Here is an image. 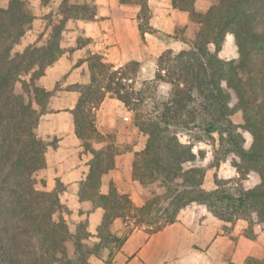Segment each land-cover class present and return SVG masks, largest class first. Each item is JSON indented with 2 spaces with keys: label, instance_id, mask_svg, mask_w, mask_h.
<instances>
[{
  "label": "trees",
  "instance_id": "16d2710c",
  "mask_svg": "<svg viewBox=\"0 0 264 264\" xmlns=\"http://www.w3.org/2000/svg\"><path fill=\"white\" fill-rule=\"evenodd\" d=\"M50 1L42 0V5ZM69 1L59 6L62 19L51 28L43 46L33 44L14 52L35 17L26 1L3 4L0 0V264H91L90 258L101 257L106 249L109 264L135 228L143 226L150 234L157 233L174 224L192 204L205 206L225 223L243 219L251 231L256 223L264 224V0H210L212 6L205 13L196 10L197 0H169L173 9L187 13L199 29L186 49L166 50L159 57L154 80L144 84L147 88L122 94L126 72L115 70L98 54L86 60L89 84L71 88L80 93L73 111L75 134L92 155L78 196L89 203L91 211L103 209L104 216L96 241L88 221L79 223L75 232L70 230L61 216L64 208L58 187L53 192L39 189L45 187L38 175L47 166L50 145L37 135L40 118L55 92L46 91L38 82L65 51L61 40L66 23L70 19L93 21L96 16L95 5ZM119 3L139 8L142 38L150 33L165 43L177 40L149 26L148 0ZM229 34L236 41L237 60L218 56ZM83 44L79 40L77 48ZM158 84L170 87L166 98L148 95ZM231 92L238 100L235 109ZM107 94L133 111V125L146 138L144 149L134 154L133 179L143 187L157 184L162 192L153 193L142 207L112 183L108 194L100 190L103 176L115 167L117 153L106 144L101 150L93 148V142L105 141L90 120L87 106L90 101L101 102ZM147 98H152L150 103ZM235 110L242 114L240 127L232 120ZM239 129L251 135L249 149ZM181 131L216 134L222 158L242 175L256 173L260 184L233 193L218 185L205 189V170L193 165L197 156L189 142H182ZM118 219L130 227L123 237L111 230ZM245 237L254 239L246 232ZM233 252L234 244L224 257L227 264H236ZM243 264H264V254L249 256Z\"/></svg>",
  "mask_w": 264,
  "mask_h": 264
},
{
  "label": "crops",
  "instance_id": "0c3cea01",
  "mask_svg": "<svg viewBox=\"0 0 264 264\" xmlns=\"http://www.w3.org/2000/svg\"><path fill=\"white\" fill-rule=\"evenodd\" d=\"M28 1H34L37 11L26 33L29 39L19 51L28 45L43 46L46 43L52 28V25H47V20L55 17L63 2L51 0L43 6L42 0ZM93 2L96 6L95 19H70L66 23L61 40V48L65 51L38 82L46 91L55 92L40 118L37 135L50 145L46 152L47 166L38 175L45 182V187L40 186L39 189L53 192L58 187L64 208L61 216L68 222L70 230L75 232L79 223L88 221V230L96 241L104 211L101 208L91 211L89 203L81 202L78 196L80 184L89 173L92 155L84 150L75 134L73 111L80 93L71 88L90 82L86 62L90 55H101L105 63L113 66L141 61L142 52L146 55L152 53L151 44L155 36L146 33L142 38L137 19L139 8L121 5L119 0ZM148 5L152 15L149 26L166 35H171L173 28L179 25L175 19L185 17V14L173 9L169 0H148ZM53 9L57 10L53 12ZM45 30V41L38 40L37 34ZM29 33L33 35L28 37ZM79 40L85 41V44L77 48ZM141 139V143L116 155L115 167L103 176L100 189L102 194H108L112 183L119 193L129 195L137 207H142L144 202L138 194L141 185L133 179L132 165L134 154L145 147L146 138L142 134ZM105 144L93 143L92 146L101 150ZM111 230L118 237L128 233L126 224L120 219L113 223ZM231 233L232 236L234 233L239 235L235 231ZM251 245L250 241L239 236L232 262L243 264L251 254ZM231 246L227 223L215 218L205 206L192 204L179 213L174 224L157 233L150 234L144 227L135 228L121 249L114 251L109 264H227L224 257ZM109 255L110 251L106 249L101 257H91L90 262L106 264Z\"/></svg>",
  "mask_w": 264,
  "mask_h": 264
},
{
  "label": "rangeland",
  "instance_id": "374dc122",
  "mask_svg": "<svg viewBox=\"0 0 264 264\" xmlns=\"http://www.w3.org/2000/svg\"><path fill=\"white\" fill-rule=\"evenodd\" d=\"M10 1L11 0H3V4H8ZM26 2L28 3L32 14H35V12L37 11V7L35 6L34 1L27 0ZM69 3L88 4L90 6H94L93 0H70ZM211 6L212 2L210 0H197L195 5L196 10L199 13L207 12ZM54 10L57 9H53V12ZM181 13L185 14V17L184 19H175L179 22V25L173 28L174 30H172L173 33L171 34V36L176 37L177 40H173L165 44V42L158 39L157 37H153V43L151 44L152 53L150 55H146L142 52L140 58L141 61H133V63H138V65L132 67L129 66L132 62L123 65H114L116 69L122 68L126 72L125 79H132V83H124L123 81V84L126 88L121 92L122 94H125L126 92H138L139 90H142L145 87V83L152 82L154 80L155 74L158 70L159 57L166 50H172L173 52L178 53L188 47L187 42L189 40H193L195 38L196 32L199 29L198 24L192 22L189 19L187 13ZM151 17L152 15L150 9V12L148 14L149 20L151 19ZM61 19L62 15L58 10V13H56L53 19L47 20V25L49 24L48 26L52 25L53 27ZM46 31L47 30H45L41 34H37L38 40L42 39L43 41H45L44 36L46 34ZM31 35L33 34L29 33L28 37H31ZM26 39L29 38L25 36V38L23 39L24 41H22V45H20V47H16L14 49V52H16L17 50H21V46L23 47L25 45ZM211 50L214 51L213 46H211ZM218 56L221 59L227 61L238 59V48L233 35H227L221 50L218 52ZM169 91L170 87L168 85L158 84V88H155V92H148V95L151 97L154 96L157 98H166L169 94ZM231 95V108L235 109L238 100L232 92ZM133 97H136L135 94ZM151 100L152 98H147L146 101L147 103H150ZM134 102L135 101L133 100V104ZM87 110L90 112V120L93 122L97 132L102 135V138L107 146H112L115 153L121 154L124 151L130 149L132 145L141 143L143 141L141 139V134L138 133L137 129L133 125V111L130 110V108L125 107L124 104L117 99L110 97L109 94H107L99 103L90 101L87 106ZM126 116L130 118L129 121L124 120ZM232 120L237 126H242L241 112L235 110V113L232 116ZM239 131L245 139L244 147L246 149H249L252 144L251 135L243 129H239ZM180 137L182 142H189L193 147V151L197 156V159L193 165L199 166L205 170V189L214 190L218 185L220 190H225L227 192L233 193L237 189L249 190L255 188L260 184V177L256 173L251 172L249 174L242 175L237 171L235 167L232 166L229 161H225L222 158L220 143L216 134L209 136L200 133L181 131ZM93 143L100 144V142ZM38 180H41L39 176ZM161 192L162 190L159 189L157 184H154L147 187L141 186L138 194L145 203V201L150 198L153 193L160 194ZM248 227V222L243 219L235 220L233 223H227V234L232 239V245L234 244V251L238 237L242 236L246 238V232V234L254 237V239L246 238L252 243L251 254L249 256L261 258L264 254V224L256 223L252 227V231L248 230ZM129 228L130 227L128 226L127 232L129 231ZM144 228L147 229L146 227ZM231 231L238 232L239 235H236V233H234V235L232 236Z\"/></svg>",
  "mask_w": 264,
  "mask_h": 264
},
{
  "label": "built area",
  "instance_id": "2783aa9c",
  "mask_svg": "<svg viewBox=\"0 0 264 264\" xmlns=\"http://www.w3.org/2000/svg\"><path fill=\"white\" fill-rule=\"evenodd\" d=\"M120 69V68H119ZM115 70H117L116 68H115ZM124 81V83H132V79H124L123 80ZM129 117L128 116H126L125 118H124V120L125 121H129Z\"/></svg>",
  "mask_w": 264,
  "mask_h": 264
}]
</instances>
